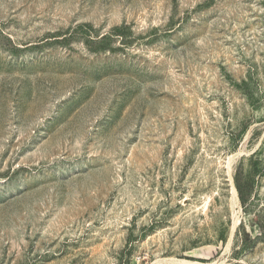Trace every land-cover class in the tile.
Instances as JSON below:
<instances>
[{
    "label": "rangeland",
    "instance_id": "1",
    "mask_svg": "<svg viewBox=\"0 0 264 264\" xmlns=\"http://www.w3.org/2000/svg\"><path fill=\"white\" fill-rule=\"evenodd\" d=\"M0 264H264V0H0Z\"/></svg>",
    "mask_w": 264,
    "mask_h": 264
},
{
    "label": "trees",
    "instance_id": "2",
    "mask_svg": "<svg viewBox=\"0 0 264 264\" xmlns=\"http://www.w3.org/2000/svg\"><path fill=\"white\" fill-rule=\"evenodd\" d=\"M239 196H240V191H239ZM240 199L242 200V198L240 197Z\"/></svg>",
    "mask_w": 264,
    "mask_h": 264
},
{
    "label": "bare ground",
    "instance_id": "3",
    "mask_svg": "<svg viewBox=\"0 0 264 264\" xmlns=\"http://www.w3.org/2000/svg\"><path fill=\"white\" fill-rule=\"evenodd\" d=\"M229 167V166H228ZM231 177V176H230ZM238 220V219H237ZM183 261V260H182Z\"/></svg>",
    "mask_w": 264,
    "mask_h": 264
}]
</instances>
